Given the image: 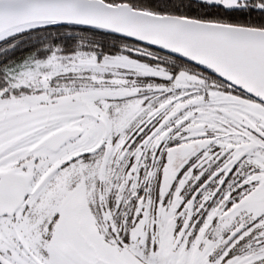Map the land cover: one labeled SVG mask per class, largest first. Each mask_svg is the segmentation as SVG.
I'll return each instance as SVG.
<instances>
[{"label": "snow or ice", "instance_id": "1", "mask_svg": "<svg viewBox=\"0 0 264 264\" xmlns=\"http://www.w3.org/2000/svg\"><path fill=\"white\" fill-rule=\"evenodd\" d=\"M0 264H264V0H0Z\"/></svg>", "mask_w": 264, "mask_h": 264}]
</instances>
